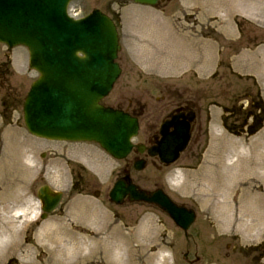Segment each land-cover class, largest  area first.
I'll return each instance as SVG.
<instances>
[{
    "label": "rangeland",
    "instance_id": "rangeland-1",
    "mask_svg": "<svg viewBox=\"0 0 264 264\" xmlns=\"http://www.w3.org/2000/svg\"><path fill=\"white\" fill-rule=\"evenodd\" d=\"M107 1L74 3L84 14L93 9L120 14L118 63L122 74L103 104L125 110L144 106L139 135L133 141L136 144L143 141L165 114L164 108L172 106L174 100H185L199 109L192 142L173 166L158 170L157 164L149 162L143 171L136 172L131 168V157L115 161L93 144L49 142L30 136L23 125L22 104L37 75L28 69L25 49L0 45V66H8L7 75L4 67L0 68V168L7 161V171L15 172L18 180L12 181L10 175L0 181V197L5 201L0 205V224L8 222L9 228L17 231L13 239L0 234V264H116L112 254L104 261L90 254L97 250L92 241L111 242L109 238L117 229L125 237H136L143 229L148 231L146 239L136 238L131 242L132 250L140 252L134 257V264L143 262L138 256L141 253L146 257L156 254L166 257V264H246L247 259L233 257L232 252L234 247L235 252L248 253L256 247L264 249V180L248 183L249 199L242 195L243 187H233L232 191L209 199L206 195L210 187L202 184L191 189L189 176L200 172L210 153L220 149L217 144L244 146L245 166L254 158L248 148L258 140L264 143V116L257 134L250 138L237 137L223 128L222 109L215 106L245 107L248 101L238 102V98L246 91L253 96L260 94L264 101V89L259 90L254 82L238 78L227 68L231 54L251 49L252 39V44L264 42V0H171L159 4L157 10L133 7L127 0L123 12L116 4L105 6ZM253 1L261 6L254 8ZM234 21L243 23L242 39L226 42L216 36V29L221 27L226 33L230 31L228 34L233 30L236 38ZM159 24L167 31L174 29L178 36L192 43L195 40L201 43L204 60L196 58L189 66L186 60L178 63L175 53L179 51L171 44L178 39L171 32L168 41L162 36L160 39L166 41L160 42ZM218 49L224 65L211 77L218 65ZM171 62L175 66L171 67ZM245 72L236 73L241 76ZM258 153L264 157V147ZM84 158L97 163L99 170L83 163ZM229 158L226 165L235 160ZM125 164L138 187L146 191L161 188L175 203L195 211L196 219L187 232L188 238L153 206L125 203L117 207L109 202L108 194ZM219 173L223 183L229 186L231 172L222 167ZM74 175L79 176L76 182ZM44 185L61 192L63 198L58 209L45 220L39 217L34 220L37 206L40 207L36 193ZM200 188L204 194L198 193ZM15 198H18L16 202ZM255 198L263 206L254 204ZM74 204H86L87 213L77 215ZM97 211L108 218L106 230L101 220L97 221L100 224L93 221ZM107 248L111 246L108 244ZM224 255L230 258L226 260ZM124 260L127 264L126 257Z\"/></svg>",
    "mask_w": 264,
    "mask_h": 264
},
{
    "label": "water",
    "instance_id": "water-1",
    "mask_svg": "<svg viewBox=\"0 0 264 264\" xmlns=\"http://www.w3.org/2000/svg\"><path fill=\"white\" fill-rule=\"evenodd\" d=\"M70 1L0 0V43L26 46L30 68L40 75L23 104L24 124L33 136L50 141L95 142L121 160L132 148L130 139L137 133V122L100 105L120 73L114 63L119 51L115 27L98 12L80 21L67 18ZM133 2L154 5L157 0ZM186 132L181 128L176 145L163 144L150 155L157 154L166 164L172 163L187 143ZM169 152L173 156L168 157ZM134 167L142 170L144 164L139 162ZM37 197L43 211L50 213L61 196L43 187ZM125 197L129 202L157 205L185 231L194 219L193 212L177 208L161 192L149 195L139 191L127 177L119 180L110 193L117 205Z\"/></svg>",
    "mask_w": 264,
    "mask_h": 264
},
{
    "label": "bare ground",
    "instance_id": "bare-ground-1",
    "mask_svg": "<svg viewBox=\"0 0 264 264\" xmlns=\"http://www.w3.org/2000/svg\"><path fill=\"white\" fill-rule=\"evenodd\" d=\"M252 5L256 9H258L261 6L260 2L258 1H253ZM217 142L218 141H216V143ZM218 147L220 149L213 150L210 153L209 158L203 163L200 172H198L196 175L189 176V178L191 179V183H192L190 184L191 189H195V187L198 188L202 184H207V186L210 187V191L208 192L206 196H208V198L210 199L224 192L232 191L231 189L233 187H236V188L243 187L244 189H243L242 195H245V197L248 198V195L251 192V186L248 185V183L264 180V157L261 156L260 153H258L259 149L264 147V143L258 140L257 142L251 145L252 149L251 147L248 148L247 151L249 152L252 151L254 153V158H252L248 163H246L245 166L243 165V162H245L244 160L247 157H244V154H243V151L245 150L244 146L240 147L236 144H233V146H229V144L228 145L217 144V148ZM229 157H235V160L232 162V164L226 165L225 161L230 159ZM27 161L29 162V159H27ZM3 163H4L3 166L0 168V181L1 182L5 181L4 179L6 178V176H10V175H12V178H13L12 181L13 180L15 182L18 181L17 177H15L16 176L15 172L10 171V174H9V172L7 171V168H8L7 161ZM83 163H85L86 165L90 164L94 166L95 168L97 167V170H99L98 164L93 161L90 162V160H87L86 158H84ZM222 167H226L227 170L231 172L228 178L229 186L224 184L223 181L221 180L222 177L219 171ZM2 177H5V178L2 179ZM21 185H22V182L19 181L18 186L21 187ZM200 191L202 192L201 188L198 191V193ZM203 192L202 194H204ZM15 199H16L15 200L16 202L18 198H15ZM4 203L5 201H3L2 197H0V205H3ZM253 203L261 204L263 206V202H259L258 198H255V202ZM38 206L36 210L37 214L33 216L34 219H36L38 215L40 214V208ZM73 210L76 212L77 215L78 213L80 215H85L87 213V205L86 204H83V205L74 204ZM94 214L97 216L96 218H94L93 221L97 222L101 220L100 222L103 224L102 228L106 230L108 227L107 216L101 213H98V211H97V214L96 213ZM147 232L148 231H145L143 229L141 230V233H139L136 237H133V236L125 237L121 234L120 231H118V229L116 231L114 230L112 232V237L109 238L111 242H105V241L100 242L103 248L98 242L92 241L91 244L97 250L91 252L90 256L92 258L99 256L101 260L104 261L105 259H107V255L112 254L117 261L116 264H126L124 257L127 258V261H126L127 264H134L133 263L134 257L140 252L137 250L136 251L132 250L131 242L133 240H136V238L146 239L148 236ZM0 234L5 236L8 239H13L12 237L17 235V231L10 229L8 226V222H6V223L0 224ZM108 244L109 246H111V248H107ZM98 246H101V247L99 248ZM138 256L143 258V262H138L135 264H166V257H163L158 254L149 255L146 257V256H143V253H141Z\"/></svg>",
    "mask_w": 264,
    "mask_h": 264
},
{
    "label": "flooded vegetation",
    "instance_id": "flooded-vegetation-1",
    "mask_svg": "<svg viewBox=\"0 0 264 264\" xmlns=\"http://www.w3.org/2000/svg\"><path fill=\"white\" fill-rule=\"evenodd\" d=\"M164 111H165V114H163L161 116V118L159 119L160 122L164 121L165 119H167L168 115L178 116L179 120L181 121V120H183V118H189L190 115L192 114V112L195 113V117L193 116V121L190 124V134H191L190 140H191L193 135H194V132H195V129H196V125H197V119H198V114L195 111V109L193 108V106H191V105H189L187 103L176 102L175 105L168 106V107L164 108ZM143 115L144 114L137 113V112L132 113V116L137 117L139 119H140L141 116L143 117ZM157 123H155V125H153V127H151V130L148 131L146 133V135H145V139H144L143 143L145 144V146L147 148L150 147V146L155 145V142L159 141L160 138H161L160 135H159V130L157 128ZM171 131H172V129L169 130V133ZM133 156H134V158L138 157L136 152H134ZM143 157H146V152H144ZM235 251H236V248H234V252L232 253V255L234 257L238 256V257H241L242 259L243 258L247 259L246 264H262L261 260L264 258V256H263L264 255V250H263V253L260 256L257 255V254H250V255H253L251 257L248 254L245 255V253L243 251H241V250H238V252H235ZM224 257H225V259H229L230 258L229 255H226ZM248 258L250 260H248Z\"/></svg>",
    "mask_w": 264,
    "mask_h": 264
}]
</instances>
